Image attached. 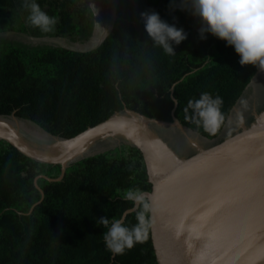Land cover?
Returning <instances> with one entry per match:
<instances>
[{"label": "trees", "instance_id": "trees-1", "mask_svg": "<svg viewBox=\"0 0 264 264\" xmlns=\"http://www.w3.org/2000/svg\"><path fill=\"white\" fill-rule=\"evenodd\" d=\"M37 3L58 18L52 31L26 22L23 0H0V34L91 37L95 15L87 1ZM152 11L188 33L174 45L176 54H165L145 32L140 14ZM115 13L110 33L85 52L0 39V118L16 117L69 140L129 110L165 123L176 118L204 141L223 136L260 68L242 66L234 49L212 35L200 39V19L179 0H118ZM202 92L223 99L225 119L215 134L193 123L190 110L186 119L188 100ZM61 174V165L32 159L0 139V264H158L149 228L143 242L113 256L103 243L106 229L96 224L101 216L118 218L128 211L129 226L136 222L138 209L123 197L129 189H150L136 146L124 141L85 155L58 180Z\"/></svg>", "mask_w": 264, "mask_h": 264}, {"label": "water", "instance_id": "water-1", "mask_svg": "<svg viewBox=\"0 0 264 264\" xmlns=\"http://www.w3.org/2000/svg\"><path fill=\"white\" fill-rule=\"evenodd\" d=\"M13 119L17 120L16 117ZM116 120L135 128L133 139L121 134L141 151L144 158L150 183L149 191L144 193L152 203L148 228L158 264H264V231L249 239L246 233L234 229L221 248L212 233H206L196 223L186 226L181 223V214L174 208L176 196L190 189L234 192L239 198L238 212H243L250 192L257 205L264 206V112L256 115L254 122H242L236 130L216 140L191 141L179 152H174L153 129L155 125L182 128L176 118L173 123H165L129 110H125V115L115 114L72 139H59L58 144L64 145L56 156L28 146L14 127V140L3 139L32 159L61 165L62 174L58 179L61 180L69 164L84 157L94 139L105 136L89 139L74 153L68 151V143ZM138 122H141L140 126Z\"/></svg>", "mask_w": 264, "mask_h": 264}, {"label": "clouds", "instance_id": "clouds-1", "mask_svg": "<svg viewBox=\"0 0 264 264\" xmlns=\"http://www.w3.org/2000/svg\"><path fill=\"white\" fill-rule=\"evenodd\" d=\"M189 3L192 14L201 21L200 39L212 35L234 49L242 66L254 65L264 70V0H189ZM23 7L28 11L26 22L42 32L52 31L58 23V18L45 12L37 0H23ZM140 16L153 44L167 55L176 54L174 45L186 40L188 33L163 20L157 12H142ZM172 99L174 104L178 103L175 97ZM222 105L219 95L202 92L198 98L188 100L184 109L186 119L190 110L193 123L215 134L225 119ZM123 199L131 202L133 210L138 209L134 224L129 226L127 213H121L118 218L96 219V224L106 229L103 243L113 256L123 255L143 242L152 212L150 197L143 191L129 189Z\"/></svg>", "mask_w": 264, "mask_h": 264}, {"label": "rangeland", "instance_id": "rangeland-1", "mask_svg": "<svg viewBox=\"0 0 264 264\" xmlns=\"http://www.w3.org/2000/svg\"><path fill=\"white\" fill-rule=\"evenodd\" d=\"M89 1V4L95 15V23L93 33L90 38L84 39L82 37H42V38H28L27 36L17 35L13 33L0 34V39H17L24 40L26 42H38L46 44H59L68 49L75 51L85 52L92 50L99 46L104 38L113 29L114 21L116 18L115 7L118 0H85ZM182 5L191 10V5L189 0H179ZM264 91V70H262L252 84L247 88L244 93L243 98L234 108L232 115L226 125L224 135L230 133L238 128L240 125L243 115H247L246 122H249L250 117H254V113L259 114V110L263 109L264 112V102L263 99L257 102V107L254 105L256 102L255 97ZM260 103V104H259ZM254 105V106H253ZM261 108V109H260ZM257 110V111H256ZM251 112V113H250ZM125 115V114H121ZM248 120V121H247ZM242 123V122H241ZM12 125L17 131L20 138L31 148L47 153L58 155L60 153V148H63L64 144H58L59 139L55 138L32 123L21 122L18 119H4L0 118V139L9 138L12 133V128L8 125ZM153 129L156 130L157 134L164 140L166 144L175 152L186 148L191 141L204 142V140L185 128L168 127L155 125ZM119 140V141H118ZM191 140V141H190ZM128 142L127 138L121 133L107 135L105 137H99L94 139L93 143L89 145L88 151L85 155H91L100 151H105L112 148L116 144L123 142ZM53 144V145H52Z\"/></svg>", "mask_w": 264, "mask_h": 264}, {"label": "snow or ice", "instance_id": "snow-or-ice-1", "mask_svg": "<svg viewBox=\"0 0 264 264\" xmlns=\"http://www.w3.org/2000/svg\"><path fill=\"white\" fill-rule=\"evenodd\" d=\"M238 203L234 192L190 189L176 196L174 208L181 214V223L185 226L196 223L198 228L215 235L223 248L234 229L243 231L249 239L264 231V206L257 205L255 196L249 193L243 212L237 211Z\"/></svg>", "mask_w": 264, "mask_h": 264}, {"label": "bare ground", "instance_id": "bare-ground-1", "mask_svg": "<svg viewBox=\"0 0 264 264\" xmlns=\"http://www.w3.org/2000/svg\"><path fill=\"white\" fill-rule=\"evenodd\" d=\"M140 124H141V122H138L139 126H140ZM8 125L11 128H13L12 125H10V124H8ZM15 133H16V131H12V133L9 135V138L14 140L13 136H14ZM117 133H122V134L126 135L128 138H130V139L132 138L133 139L132 135L136 134V131H135V128L133 126H131L130 124L122 123L120 120L119 121L116 120L113 123L107 124L106 126H103V127L99 128V129L93 130V131L85 134L81 139L69 142L68 143V151L73 152V153L76 152V151H79L80 149L83 148V145L86 144V142L89 139H90V141H92L95 136H98V135L106 136V135H109V134H117ZM233 172L231 174H233Z\"/></svg>", "mask_w": 264, "mask_h": 264}, {"label": "flooded vegetation", "instance_id": "flooded-vegetation-1", "mask_svg": "<svg viewBox=\"0 0 264 264\" xmlns=\"http://www.w3.org/2000/svg\"><path fill=\"white\" fill-rule=\"evenodd\" d=\"M255 99H256V102H254V105L256 106L257 105V102H259V101H261L262 99H263V101H264V91H261L259 94H258V96L257 97H255ZM253 105V106H254ZM257 107V106H256ZM258 108V107H257ZM257 111V110H256ZM254 115V117L256 116V113H254L253 114ZM258 115V114H257ZM246 117H248V114L247 115H243V118L241 119V122H246ZM240 122V123H241Z\"/></svg>", "mask_w": 264, "mask_h": 264}, {"label": "crops", "instance_id": "crops-1", "mask_svg": "<svg viewBox=\"0 0 264 264\" xmlns=\"http://www.w3.org/2000/svg\"><path fill=\"white\" fill-rule=\"evenodd\" d=\"M89 3V1H87ZM115 12H116V7H115Z\"/></svg>", "mask_w": 264, "mask_h": 264}]
</instances>
